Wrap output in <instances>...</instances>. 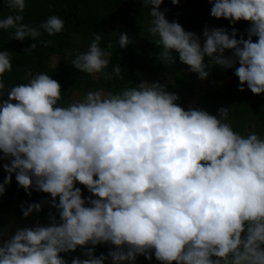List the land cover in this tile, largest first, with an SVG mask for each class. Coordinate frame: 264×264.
Segmentation results:
<instances>
[{
	"label": "clouds",
	"instance_id": "obj_1",
	"mask_svg": "<svg viewBox=\"0 0 264 264\" xmlns=\"http://www.w3.org/2000/svg\"><path fill=\"white\" fill-rule=\"evenodd\" d=\"M142 3L162 65H174L176 53L201 80L213 66L235 68L239 91L247 85L264 94V0H208L211 17L250 26L247 39H238L234 27L229 33L205 26L203 42L166 19L164 0ZM7 6L22 13L25 0H7ZM22 20L9 15L0 29H14L12 39L35 41L41 32ZM39 28L55 35L64 21L50 16ZM101 36L72 60L75 69L94 75L107 68L111 53L101 49ZM130 43L128 33L119 34L121 49ZM11 70L10 53L0 51V160L9 161L0 196L15 174L29 196L32 190L50 194L46 202L59 218L49 212L47 226L37 221L0 239V264H68L60 254L78 247L87 258L74 257L71 264H135L138 256L151 261L153 255L160 264H264V138L235 132L225 122L229 108L217 115L185 110L178 94L147 81L116 93L89 90L64 107L58 105L61 85L45 73L5 94L2 77ZM113 73L120 77L121 67ZM104 77L111 80L112 73ZM77 183L91 195L82 197ZM21 211L28 218L42 204ZM97 245L114 250L97 257Z\"/></svg>",
	"mask_w": 264,
	"mask_h": 264
},
{
	"label": "trees",
	"instance_id": "obj_2",
	"mask_svg": "<svg viewBox=\"0 0 264 264\" xmlns=\"http://www.w3.org/2000/svg\"><path fill=\"white\" fill-rule=\"evenodd\" d=\"M211 7L208 0H180L179 5H173L171 0H164L160 10L165 11L166 19L170 22L177 21L186 31L200 36L201 42H203L205 26L226 28L229 33L234 27L238 30V39L240 35H244L247 39L246 29L250 26L249 22L241 20L232 25L226 19H216L210 16ZM119 13L125 15L123 22L111 23L112 16L115 17ZM17 14L23 16L21 23L37 28L41 35L35 41L30 37L19 41L12 39L14 29H0V51H8L12 62V70L5 72L2 77L5 94L12 87L27 84L33 76L45 73L61 85V99L58 105L66 107L75 97L81 96L88 90L116 93L125 88L138 87V84L146 81L147 78L151 83H161L159 74L170 73L173 77L172 82L163 85L168 91L178 94L180 99L177 103L187 110V102L195 94L193 77L188 72V66L179 62L176 53H173V56H176V63L172 66H164L156 59L161 49L156 45L158 37L153 38L147 32L151 17L149 8L143 6L142 0H25L22 13L10 9L7 0H0V20ZM50 16H58L64 21L63 30L51 36L39 28L40 24ZM108 27L111 28L110 31L107 30ZM125 32L128 33L132 43L121 49L119 34ZM96 34H102L100 47L110 52L111 56L103 72L90 75L75 69L71 62L76 55L88 50ZM257 39L253 37V42ZM46 41L51 43L45 44ZM33 43L36 47L28 50ZM109 44H112V48H108ZM69 52L72 53L71 56L66 54ZM231 54V50L225 51V55L231 56ZM53 57H57L56 65L52 64ZM205 63H208L207 57ZM117 65L121 67L120 77L113 73ZM104 72L112 73V79H105ZM234 72L235 68L221 69L218 66H213L209 70L210 74L207 78L220 88L214 85L205 86L198 97L200 109L208 111L211 115H217L221 107L229 108V118L225 122L231 123L235 132L242 136L258 133L264 138V94L251 93L247 85H244L243 92L239 91V79ZM3 98L7 99V96ZM5 163L9 161L0 160V183H3L8 175L3 169ZM78 185L86 189L83 185ZM5 188V194L0 196V234H3L0 239L7 240V236L14 234L13 231L8 232L3 216L20 221L23 216L22 205L27 207L31 203L42 204V211L39 213L34 211L30 215L32 220L45 219L48 225L49 212L59 218L56 209L46 202L51 200L50 194L32 190L29 196L18 186L15 174L12 175L10 185H6ZM88 247L92 246L88 245ZM110 248L111 245H97L94 254L97 257L101 253L107 256ZM60 255L68 261V264H71L74 257L87 258L83 255V249L79 247L75 252ZM105 264L112 262L108 259ZM157 264L160 262L158 261Z\"/></svg>",
	"mask_w": 264,
	"mask_h": 264
},
{
	"label": "rangeland",
	"instance_id": "obj_3",
	"mask_svg": "<svg viewBox=\"0 0 264 264\" xmlns=\"http://www.w3.org/2000/svg\"><path fill=\"white\" fill-rule=\"evenodd\" d=\"M163 7H165V6L163 5ZM124 19H125V15L122 14V13H119L115 17L112 16L111 23L120 24V23L123 22ZM107 30L110 31L111 28L108 27ZM52 64L53 65L57 64V57H53ZM189 73L193 77L195 94L187 102L186 109L188 110L190 107L191 108H199L200 109V102L198 100V97H199V93L205 88V86L206 85H214L217 88H220V86L216 85L213 81H211L208 78L205 79V80H201V79L198 78V75L196 73H191V72H189ZM158 77H159V81L161 82V84H166V83L172 82V80H173V77H172V75L170 73H160ZM146 81L151 83L149 78H147ZM95 91H101V90H95ZM86 92L84 94H82L81 96L75 97L71 101V103H73L75 101L82 100L84 98ZM102 92L105 93V94H109L108 92H105V91H102ZM76 186L80 187L78 185V183H77ZM81 190H82V197L87 198V197L90 196V193L86 189L81 188ZM3 219L6 222V225H7V228H8V232L9 231H13L14 234H15V231L17 230V228L34 227L36 225L37 221H39L41 223V225L47 226V221L45 219H43V220L42 219L32 220L30 218V216L28 218H24L22 216V219L20 221H15L14 219H12L11 217H8L6 215L3 216ZM24 223H25V225H24ZM14 234H12V235H14ZM7 237L9 239L11 236H7ZM110 250H114V246H111ZM157 263H158V261L155 259L154 255H153V258H152L151 261L146 260L144 256H138L137 260L135 262V264H157Z\"/></svg>",
	"mask_w": 264,
	"mask_h": 264
}]
</instances>
